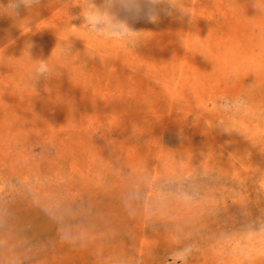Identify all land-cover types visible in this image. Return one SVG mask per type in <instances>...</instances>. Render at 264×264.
<instances>
[{
	"label": "rangeland",
	"instance_id": "1",
	"mask_svg": "<svg viewBox=\"0 0 264 264\" xmlns=\"http://www.w3.org/2000/svg\"><path fill=\"white\" fill-rule=\"evenodd\" d=\"M185 5L208 19L136 22L146 37L136 49L115 39L101 53L117 60L88 59L83 41L71 38L78 58L64 61L61 75L41 77L30 98L31 67L55 57L68 18L58 17L59 0L21 8L17 19L0 8V46L15 38L0 61V212L24 264H182L175 251L185 245L193 247L187 264H244L245 232L264 226V63H254L264 46L247 28L258 10L251 0ZM79 12L68 9L77 27ZM28 17L53 28L21 35ZM177 94L183 103L171 102ZM240 97L248 115L222 110L223 100ZM221 120L245 135L223 133ZM202 169L199 202L173 207L178 243L172 221L145 223L139 197L151 194V180ZM253 257L264 264V250Z\"/></svg>",
	"mask_w": 264,
	"mask_h": 264
},
{
	"label": "clouds",
	"instance_id": "2",
	"mask_svg": "<svg viewBox=\"0 0 264 264\" xmlns=\"http://www.w3.org/2000/svg\"><path fill=\"white\" fill-rule=\"evenodd\" d=\"M251 2L253 7L258 10V14L247 18V28L254 41L258 45L264 46V0H251ZM59 3L60 7L57 9L58 17L68 18L67 26L62 29L64 36L54 48L56 49L55 57H53L52 52L50 55L51 59L50 57L48 59H39L31 67L28 82L31 92L28 98L38 95L36 83L41 77L50 78L61 75L58 68L66 67L64 61L75 56L71 38L83 41L84 54L88 59L99 58L103 63L120 59L119 53L101 55L111 41L119 39L123 42L124 47L136 49L146 39L142 35V31H136L132 27V24L136 22L144 21L156 24L162 15L168 17L175 15L178 20L184 21L187 18L186 22L189 25H194L199 18H207L190 11L189 7L185 5V0H101L100 4H97L96 0H59ZM40 4L41 0H8L7 4L0 5V8L5 9L4 14L7 16L17 19L21 8L33 9ZM73 6L80 9L79 17H82L83 20V23L78 27L69 23L71 19L78 18L68 13V9ZM43 21L45 22L44 26L37 27L36 25L34 27L32 18H26L25 22L20 25V34L34 35L42 29L53 28L48 25L49 20ZM186 33L191 35L194 32ZM85 37H87V40H85ZM14 43L15 38H10L7 43L0 46V61L8 57L5 55L6 49ZM181 43L183 45L182 40ZM33 46V43L29 42L26 50V55L29 59L32 58L30 49ZM75 57L78 58L77 56ZM254 63L257 65L264 63V58L256 57ZM248 74H252L251 70ZM170 99L174 104L183 103V98L179 94L170 97ZM222 106V110H230L234 116L248 115L251 111L244 97H240L235 101L225 99L222 101ZM257 115L259 119L264 120V109L259 110ZM203 116L204 112L198 111L194 121L198 122ZM218 126L223 133L245 135V131L241 128L231 124L225 125L222 120L218 121ZM207 175L208 173L202 169L195 177L177 172L166 173L155 180H151V194L144 193L139 197L144 202L143 218L145 223L147 224L154 220L172 221L173 238L178 243L183 227L176 222L173 207L185 209L194 207L201 199L194 180ZM133 194H135V189H133ZM8 228L9 218L6 214L0 212V252L3 253L6 264H24L25 258L23 254L13 248L7 240ZM245 237L247 243L242 249L244 264H252L253 253L257 249L264 250V226L259 229H248L245 232ZM60 239L65 240L62 233L60 234ZM192 251L193 247L190 245L178 247L175 251L177 260L182 262V264H187Z\"/></svg>",
	"mask_w": 264,
	"mask_h": 264
}]
</instances>
